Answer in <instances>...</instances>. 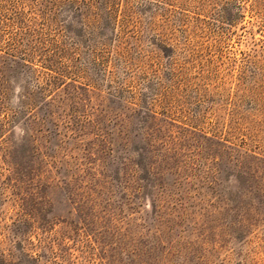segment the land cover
I'll list each match as a JSON object with an SVG mask.
<instances>
[{
    "label": "rangeland",
    "instance_id": "374dc122",
    "mask_svg": "<svg viewBox=\"0 0 264 264\" xmlns=\"http://www.w3.org/2000/svg\"><path fill=\"white\" fill-rule=\"evenodd\" d=\"M105 1L0 0V264H264V0Z\"/></svg>",
    "mask_w": 264,
    "mask_h": 264
},
{
    "label": "trees",
    "instance_id": "16d2710c",
    "mask_svg": "<svg viewBox=\"0 0 264 264\" xmlns=\"http://www.w3.org/2000/svg\"><path fill=\"white\" fill-rule=\"evenodd\" d=\"M105 4H106V7L109 8V0H106V1H105ZM108 10H109V9H108ZM110 13L112 14V12H109V17H110V19H113V15H111ZM114 20H115V18H114ZM81 37H82V38H81V39H82L81 43H84V42L87 43V42H88L87 40H84V38H83L84 36H81ZM99 37H100V36H99Z\"/></svg>",
    "mask_w": 264,
    "mask_h": 264
}]
</instances>
